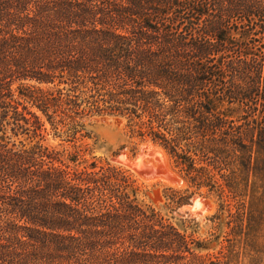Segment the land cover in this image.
I'll use <instances>...</instances> for the list:
<instances>
[{
    "label": "trees",
    "instance_id": "1",
    "mask_svg": "<svg viewBox=\"0 0 264 264\" xmlns=\"http://www.w3.org/2000/svg\"><path fill=\"white\" fill-rule=\"evenodd\" d=\"M105 114L234 220L264 176V0H0V264H223L75 144Z\"/></svg>",
    "mask_w": 264,
    "mask_h": 264
},
{
    "label": "rangeland",
    "instance_id": "2",
    "mask_svg": "<svg viewBox=\"0 0 264 264\" xmlns=\"http://www.w3.org/2000/svg\"><path fill=\"white\" fill-rule=\"evenodd\" d=\"M82 121L83 136L78 134L75 144L86 149L85 156L100 164L110 163L126 169L136 179V196L140 203L155 208L166 220L204 246L194 250L195 255H212L223 264H264V176L251 174L242 178V187L246 183L248 191L242 188V196L238 198H244L246 205L243 213L236 212L233 220L226 210L218 209L217 196L207 187L196 189L189 185L160 145L132 135L124 117L105 114ZM46 130L49 134L45 143L72 150L73 142L66 141L67 136L53 135L49 124H46ZM139 151L135 162L142 157V162L150 165L151 170L131 168L116 159L121 154L123 158L125 155L132 159ZM213 173L220 177L217 171ZM180 196L188 197L177 204ZM172 197L176 198L175 201ZM193 197H199L200 205L194 212L187 211L183 206Z\"/></svg>",
    "mask_w": 264,
    "mask_h": 264
},
{
    "label": "water",
    "instance_id": "3",
    "mask_svg": "<svg viewBox=\"0 0 264 264\" xmlns=\"http://www.w3.org/2000/svg\"><path fill=\"white\" fill-rule=\"evenodd\" d=\"M140 154V151L138 152V154L135 156V157H133L132 159H129V158H127L125 155H124V158H123V156H122V154L121 155H118L117 157H116V159L118 160V161H120V162H122V163H125V164H127V165H129L131 168H133V166L134 165H132L131 163H134L135 162V160L137 159V156ZM203 199H205V198H201V200H203ZM200 200V201H201ZM198 205H200V202H199V197H193L192 199H191V201H190V203L189 204H187V205H184L183 206V208H185L187 211H192V212H194V209H198Z\"/></svg>",
    "mask_w": 264,
    "mask_h": 264
},
{
    "label": "bare ground",
    "instance_id": "4",
    "mask_svg": "<svg viewBox=\"0 0 264 264\" xmlns=\"http://www.w3.org/2000/svg\"><path fill=\"white\" fill-rule=\"evenodd\" d=\"M142 158V157H141ZM141 158H139V160H137L133 165L135 166V167H142V168H146V169H148V170H151L152 168H151V166L150 165H148V164H144L143 162H142V159Z\"/></svg>",
    "mask_w": 264,
    "mask_h": 264
}]
</instances>
